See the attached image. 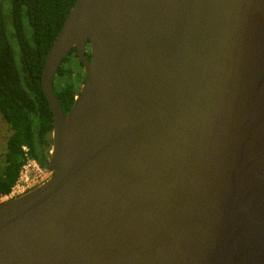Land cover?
Returning a JSON list of instances; mask_svg holds the SVG:
<instances>
[{
    "label": "water",
    "instance_id": "1",
    "mask_svg": "<svg viewBox=\"0 0 264 264\" xmlns=\"http://www.w3.org/2000/svg\"><path fill=\"white\" fill-rule=\"evenodd\" d=\"M41 86L50 175L0 201V264H264V0H75Z\"/></svg>",
    "mask_w": 264,
    "mask_h": 264
},
{
    "label": "trees",
    "instance_id": "2",
    "mask_svg": "<svg viewBox=\"0 0 264 264\" xmlns=\"http://www.w3.org/2000/svg\"><path fill=\"white\" fill-rule=\"evenodd\" d=\"M74 2L0 0V116L10 129L0 172V198L11 191L26 154L42 168L47 163L52 113L42 90L41 71L50 46ZM10 37L16 40L17 53ZM70 56L82 69L73 48L58 67L53 80L54 93L63 113L71 107L79 89L77 82L84 77L83 71L73 73L70 66H65Z\"/></svg>",
    "mask_w": 264,
    "mask_h": 264
},
{
    "label": "rangeland",
    "instance_id": "3",
    "mask_svg": "<svg viewBox=\"0 0 264 264\" xmlns=\"http://www.w3.org/2000/svg\"><path fill=\"white\" fill-rule=\"evenodd\" d=\"M7 28H8V31L11 32V26H10L9 20H7ZM9 40H10V43L13 46L15 52L17 53L18 47H17V43H16L15 38L10 37ZM65 66L72 67L73 73H82V69L80 68L78 61L75 58H73L72 56H70L68 58V61L65 62ZM9 134H10L9 125L0 116V172H1L3 165H4L3 153H4L5 147H6V138ZM40 168H41V171L39 173L40 175H37L34 178V180H35L34 183L36 185L38 183H40L42 180H45L50 175V172L45 171L42 167H40ZM29 172H30V175L32 176L33 175V169H29ZM5 199L6 198H4V196H2L0 201H3Z\"/></svg>",
    "mask_w": 264,
    "mask_h": 264
},
{
    "label": "built area",
    "instance_id": "4",
    "mask_svg": "<svg viewBox=\"0 0 264 264\" xmlns=\"http://www.w3.org/2000/svg\"><path fill=\"white\" fill-rule=\"evenodd\" d=\"M23 149H24V151H27L26 147H24V146H23ZM25 156H26L25 157L26 160H25V163L22 165V167L19 170V175L17 177V180L13 184L11 191L7 195H4V198H6V199H8L10 197H14L16 195H19V194L27 191L29 188L36 185L34 183V181H35L34 178L37 175H40L39 173L41 171V168L34 159L29 158L27 154ZM29 169H33V175L32 176L30 175Z\"/></svg>",
    "mask_w": 264,
    "mask_h": 264
},
{
    "label": "flooded vegetation",
    "instance_id": "5",
    "mask_svg": "<svg viewBox=\"0 0 264 264\" xmlns=\"http://www.w3.org/2000/svg\"><path fill=\"white\" fill-rule=\"evenodd\" d=\"M72 68V67H71ZM83 79H84V77H83ZM83 79L80 81V82H77V86L80 88V86H81V84H82V82H83ZM76 80V79H75ZM76 82V81H75ZM79 90V89H78ZM2 198V197H1ZM1 198H0V200H1Z\"/></svg>",
    "mask_w": 264,
    "mask_h": 264
}]
</instances>
